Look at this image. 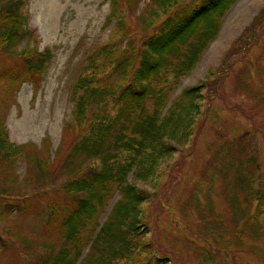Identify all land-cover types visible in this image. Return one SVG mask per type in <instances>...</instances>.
Segmentation results:
<instances>
[{"label": "trees", "instance_id": "obj_1", "mask_svg": "<svg viewBox=\"0 0 264 264\" xmlns=\"http://www.w3.org/2000/svg\"><path fill=\"white\" fill-rule=\"evenodd\" d=\"M28 1H0V58L8 64L0 70V82L10 86L30 83L37 88L52 53L48 47L43 52L30 46L20 49ZM140 1L103 0L110 5L105 23L114 22L122 32L121 28L129 26L128 20L138 18ZM237 1L149 0L152 20L144 29L146 33L138 41L127 42L123 50L97 48L89 61L91 71L73 85L72 116L53 157L49 149L39 152L33 146L29 149L30 145L27 148L8 142L0 119V220L10 215L11 208L20 214L38 208L44 214L46 228L54 229L60 242L57 248L53 242H23L15 235L0 233L3 245L12 247L25 264L134 263V255L149 245L145 241L149 227L142 224L141 206L154 197L137 188L136 181L154 176L174 152L189 145L190 153L195 143L192 136L198 133L193 127L203 122L197 119L203 83L184 88L170 99L167 77L183 76L196 65L219 32L224 15ZM253 21L259 27L264 19L258 15ZM263 29L261 25L258 30ZM122 36L127 34L123 31ZM246 40L239 48L260 40L256 30ZM235 46L234 42L227 49L224 60ZM102 74L107 75L105 81ZM219 78L205 80L215 84ZM206 104L208 110L209 99ZM244 140L240 137L221 143L218 157L202 169L201 180L212 171L225 191L229 185L227 173L234 168V175H239L236 181L232 178L234 190L245 187L243 202L248 204L259 191L250 188L251 196L246 193L244 163L254 161L252 152L256 148L250 144L247 147ZM20 158L29 164V174L22 180L13 173ZM115 192L120 197L106 220L99 223ZM194 211L195 222L204 219L207 226L218 224L210 210L201 213L197 207ZM148 260L138 259V263L148 264Z\"/></svg>", "mask_w": 264, "mask_h": 264}, {"label": "rangeland", "instance_id": "obj_2", "mask_svg": "<svg viewBox=\"0 0 264 264\" xmlns=\"http://www.w3.org/2000/svg\"><path fill=\"white\" fill-rule=\"evenodd\" d=\"M52 2L56 9L52 24L39 18L41 0H29L24 8L26 31L20 49L30 46L43 52L48 47L52 53L39 86L0 82V119L8 142L27 148L30 145L29 149L33 146L39 152L49 149L51 157L60 149L65 136L63 128L72 116L73 85L91 71L89 61L94 51L101 46L123 50L127 42L138 41L146 33L144 29L152 20L149 0H141L136 10L138 18L133 16L128 20L129 26L121 28L127 34L124 37L114 22L105 23L110 14L108 2ZM258 15L264 19V0H238L224 15L219 32L196 65L183 76L168 75L170 99L184 88L203 83V98L198 100L201 113L197 117L203 122L193 127L198 133L192 136L195 143L190 153L189 145L174 152L159 165L154 176L136 181L137 188L154 197L141 206L142 224L149 227L145 235L149 245L145 251L137 252L130 264H139L138 259L145 257L149 258L148 264H264V29L258 30L264 22L255 27L253 18ZM252 30H256L260 40L239 48ZM234 42L232 54L224 60ZM6 62L0 58V70L8 67ZM100 62L101 59L96 61ZM219 75L215 84L205 80ZM106 76L102 77L104 81ZM240 137H245L247 147L250 144L256 148L252 157L258 167L254 161L244 163L246 193L251 196L250 188L259 191L248 204L243 202L245 187L234 190V181L239 177L234 175V168L227 173L229 185L225 191L212 171L201 180L202 169L218 157L219 145ZM13 173L20 180L29 174L25 159H18ZM119 197L115 192L99 223L106 220ZM197 207L201 213L210 210L218 224L207 226L204 219L195 222ZM43 219L38 208L24 214L11 208L10 215L0 220V233L15 235L23 242H53L58 248L57 233L46 228ZM11 248L0 242V264H25ZM158 258L168 261L156 262Z\"/></svg>", "mask_w": 264, "mask_h": 264}, {"label": "bare ground", "instance_id": "obj_3", "mask_svg": "<svg viewBox=\"0 0 264 264\" xmlns=\"http://www.w3.org/2000/svg\"><path fill=\"white\" fill-rule=\"evenodd\" d=\"M42 1V8L39 18L49 24L53 23L56 9L52 6V0H41ZM20 99L23 98V93H20Z\"/></svg>", "mask_w": 264, "mask_h": 264}]
</instances>
